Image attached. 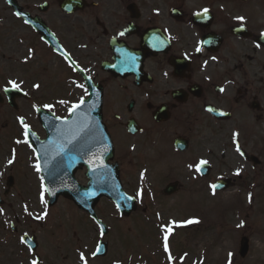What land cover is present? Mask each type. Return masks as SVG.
<instances>
[{"label": "flooded vegetation", "instance_id": "obj_1", "mask_svg": "<svg viewBox=\"0 0 264 264\" xmlns=\"http://www.w3.org/2000/svg\"><path fill=\"white\" fill-rule=\"evenodd\" d=\"M11 77L14 99L4 91ZM91 93L102 94L123 187L127 168L135 189L148 182L152 206L186 190L190 164L206 160L212 175L216 158L225 163L237 146L248 160L235 165L249 172L230 180L247 188L250 170L264 165V0H0V157L14 147L33 157L40 188L69 185L50 177L57 168L88 187L74 155L91 153L82 150L90 130L58 119ZM21 117L28 143H17Z\"/></svg>", "mask_w": 264, "mask_h": 264}, {"label": "rangeland", "instance_id": "obj_2", "mask_svg": "<svg viewBox=\"0 0 264 264\" xmlns=\"http://www.w3.org/2000/svg\"><path fill=\"white\" fill-rule=\"evenodd\" d=\"M15 75L22 81H34L32 76L35 77V74ZM11 80L18 82L15 77ZM11 155L0 157V179L4 178L0 186L4 202L0 206V264H23L20 245L14 240L25 231L36 236L38 252L47 259V264H79L78 252L85 253L89 264L119 261L123 264H173L169 257L162 255L166 252L165 234L162 235V228H156L159 223L170 227L176 223L182 225L170 238L171 242L168 240L177 264H264V165L262 174L250 172L249 179L251 177L255 184L251 183L250 189L215 193L209 188L215 178L232 177L240 170L235 165L241 162L236 152L229 153L224 160L229 167H224L225 163L216 158L211 179H202L197 186L190 180L192 173L183 170L186 190L177 198L163 200L159 207H150L148 216L142 214L146 208L143 205L136 215L120 219L111 202L100 201L95 211L109 228V234L103 239L97 227L71 201L60 199L47 209L38 197L40 186L31 167V157L23 152ZM125 171L128 169L122 177L124 189L134 194L136 189L130 185L131 177ZM9 176L14 177L15 184L4 195ZM145 184L147 186L148 182ZM45 211L47 217L36 218ZM156 213H160L158 218L154 216ZM142 215L145 218L142 219ZM188 220L198 222L183 223ZM11 225L15 226L17 234L11 232ZM243 237L250 240V250L244 259L238 254ZM100 240L108 243V255L94 260L92 254ZM179 251L184 257L178 255Z\"/></svg>", "mask_w": 264, "mask_h": 264}, {"label": "water", "instance_id": "obj_3", "mask_svg": "<svg viewBox=\"0 0 264 264\" xmlns=\"http://www.w3.org/2000/svg\"><path fill=\"white\" fill-rule=\"evenodd\" d=\"M10 93V92H9ZM93 100L92 103L89 104V100L86 101L85 104H83L78 110L75 111L74 114H72V119H92V127L100 126L101 123V106H99V103H95L98 101L94 97L91 99ZM93 104V105H92ZM92 105V106H91ZM101 105V103H100ZM104 138L102 139V145H104ZM97 140L94 139V137L91 138V142L95 143ZM110 143L108 142V138L106 141V148L104 146H101V152H102V158L103 160H110L112 158V153L109 155L108 152L104 157V152L105 150L111 151ZM108 172V171H107ZM108 178L110 179L108 173H107ZM114 180L110 179V183L107 182L106 187H104L101 190H81V189H69V190H49L50 196H51V202L49 203L50 206L54 205L56 203L57 198L60 195L65 196L68 199H71L72 201L75 202V204L82 210L86 211L88 214L92 215L93 217L95 216L94 214V207L98 203L99 199L102 196L109 197L111 199H115L117 201V204H119V208L122 210L123 214L129 215L133 210L134 206H127L125 199H123L122 196L124 194L120 191V188L118 184L114 186L113 181H117L118 183V176L117 173L114 172ZM217 189H224V186H217ZM124 198H126L124 196ZM248 251V241L244 239L241 243V250L240 254L242 257H245ZM106 254V246L104 249L101 250L99 255L104 256Z\"/></svg>", "mask_w": 264, "mask_h": 264}, {"label": "snow or ice", "instance_id": "obj_4", "mask_svg": "<svg viewBox=\"0 0 264 264\" xmlns=\"http://www.w3.org/2000/svg\"><path fill=\"white\" fill-rule=\"evenodd\" d=\"M204 12L207 13V12H208V9H204ZM198 15H199V14H198ZM238 19L243 20L244 18L239 17ZM200 50H201V49L198 47V48H197V51H200ZM9 84H11L12 88H14V89H17V90L20 89V85H19L16 81H9ZM33 87H35V88H39L40 86H39V85H34ZM80 87L83 88L84 86H83V85H80ZM4 91L7 92L8 89H4ZM221 91H223V89H221ZM83 102H84L83 99H81V102H80V103H78V104H76V105H73L72 109H70V112H72V113L74 114L75 111L78 110V109L82 106ZM60 103L63 104V103H67V102H66V101H60ZM44 107H45V108H49V109H51L53 106H52V105H45ZM19 119H20V122H21V124H22V126H23V128H24L25 140H24V141H19V140H18L17 143H21V142H23V143H28L27 137H28V135H29V125H27V124L24 122L23 117H21V118H19ZM233 135H234V137H236V136H238V133H234ZM237 151H238V152L240 151V149H239L238 146H237ZM9 163L11 164L12 161L10 160ZM207 164H208V161H206V160H200V161H199L197 164H195V165L190 164L189 167H190V168H193V167H194L195 170H196L197 172H200V171L202 170L203 166H204V165H207ZM41 170H42V169H41L40 165L37 164V165H36V171H37V172H40ZM237 175H239V171L237 172ZM210 187H211L213 190H215L216 187H217V185H211ZM41 188H42V191H41V197H40L41 202L44 203V204H47V201L44 199V192H45V191H48V190H47V189H44L43 184H41ZM137 195H140V193H137ZM128 199H132V197H129ZM0 211H2V210H0ZM46 215H47V212L45 211L44 215L38 216V217H36V218H37V219H44V217H45ZM195 222H198V221H195V220H188V221L183 222V223H185V224H191V223H195ZM171 223L175 224L176 222H171ZM176 226H182V225H181V224H177ZM162 230L165 232V236H164V241H165V243H164V247H165V251L167 252V251H169V246H168V236H169V234L171 233L172 229L169 228V227H162ZM101 234L103 235V232H102ZM21 239H22V241H23L24 238L22 237ZM98 251H99V246L97 247V252H98ZM95 255H96V253H93V256H95ZM229 255H231V254H229ZM79 257H80V261L82 262V264H88L87 258H86L85 254H84L83 252H80V253H79ZM169 259H170V260L173 259V258L171 257V255H169ZM31 264H38V261L35 260V259H33V260L31 261Z\"/></svg>", "mask_w": 264, "mask_h": 264}]
</instances>
